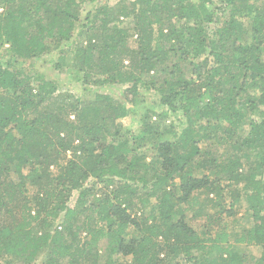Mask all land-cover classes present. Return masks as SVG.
<instances>
[{"label": "trees", "instance_id": "1", "mask_svg": "<svg viewBox=\"0 0 264 264\" xmlns=\"http://www.w3.org/2000/svg\"><path fill=\"white\" fill-rule=\"evenodd\" d=\"M259 1L119 0L81 23L99 0H0V264H264ZM79 27L95 34L71 53ZM47 53L84 85L154 90L165 109L133 134L120 100L58 93L22 67ZM179 112L180 132L164 120Z\"/></svg>", "mask_w": 264, "mask_h": 264}, {"label": "rangeland", "instance_id": "2", "mask_svg": "<svg viewBox=\"0 0 264 264\" xmlns=\"http://www.w3.org/2000/svg\"><path fill=\"white\" fill-rule=\"evenodd\" d=\"M119 0H99L98 3L94 4H87L82 9V14L80 16L81 23H86V15L89 11L92 13L95 11L99 5L102 4H109V5H115ZM259 3L263 4L264 0H260ZM2 11V7L0 8V12ZM129 21H132L129 19ZM94 30V29H93ZM82 34H79L81 33ZM94 31L83 29L81 27L78 28V33H76V37L73 40L72 47L69 48V50L75 49L76 44L79 45L81 41H88L89 36L91 37L94 35ZM52 53H47L43 55L40 58L32 59L30 61L22 63V67L28 68L31 72V74H43L46 78L49 80H55L59 84V91L58 93L63 92H73L77 97L86 95L89 96V92L84 91V87L87 86L89 89H91V93L95 94L96 92L106 93L111 95L114 99L120 100L123 102L128 108L129 113L126 117L121 118L118 120V122L121 123L122 126H124L126 129H129L131 133L137 134L141 130L143 117L146 113L150 111H155L157 113H161L165 107L160 104L159 102V96L157 95V92L154 90H146L141 89V94L138 96L134 101H129L125 94H123L124 90L126 89V85H104V86H91V85H84L81 82L77 81V78L74 73V67L70 66L65 67L63 69H56L54 67V64L52 62ZM55 101L52 100L47 103V105L50 108L55 109ZM61 101V99H60ZM58 102V100H57ZM256 118H260V114H254L253 115ZM71 119H74V115L71 116ZM153 120L158 121L160 118L158 116L154 117ZM167 124H172L175 126V129L180 132L184 127L187 125L186 117L183 115L182 112H179L178 114L169 113V115L164 119ZM264 179V174H263ZM78 197V193L75 192L71 198V201L69 205L74 206L76 203ZM229 220V219H228ZM230 221V220H229ZM204 220L199 219L195 223V225L198 226L199 229H201L203 225ZM232 225H235L239 229L246 228L251 226L252 219L247 212V205L245 202L241 205L240 208H238L237 211V218L233 221H231ZM102 245H105V241H102ZM128 259V258H127ZM41 258L38 259L37 262L33 264H40ZM105 258L104 255L102 256V259L100 260V263H104Z\"/></svg>", "mask_w": 264, "mask_h": 264}]
</instances>
